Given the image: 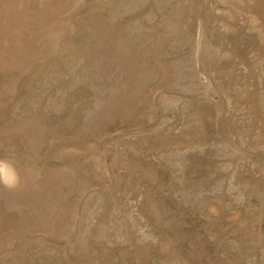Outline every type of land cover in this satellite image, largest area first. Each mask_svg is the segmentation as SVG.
I'll return each mask as SVG.
<instances>
[{
  "label": "rangeland",
  "instance_id": "374dc122",
  "mask_svg": "<svg viewBox=\"0 0 264 264\" xmlns=\"http://www.w3.org/2000/svg\"><path fill=\"white\" fill-rule=\"evenodd\" d=\"M0 264H264V0H0Z\"/></svg>",
  "mask_w": 264,
  "mask_h": 264
}]
</instances>
